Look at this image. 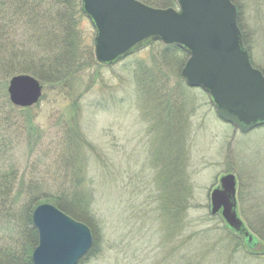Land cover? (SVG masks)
Listing matches in <instances>:
<instances>
[{
  "label": "rangeland",
  "instance_id": "1",
  "mask_svg": "<svg viewBox=\"0 0 264 264\" xmlns=\"http://www.w3.org/2000/svg\"><path fill=\"white\" fill-rule=\"evenodd\" d=\"M231 2L264 75V0ZM80 29L93 61L64 86L40 82L36 106L14 109L11 79L6 91L0 79V177L10 175L1 183L12 184L15 209L5 208L25 206L32 190L42 201L79 194L89 220L68 216L89 227L93 246L78 264H264V251L211 214L212 192L235 175L238 216L264 243V127L242 133L221 120L209 96L182 80L185 58L163 44L106 66L89 19ZM8 237L0 225V246Z\"/></svg>",
  "mask_w": 264,
  "mask_h": 264
},
{
  "label": "water",
  "instance_id": "2",
  "mask_svg": "<svg viewBox=\"0 0 264 264\" xmlns=\"http://www.w3.org/2000/svg\"><path fill=\"white\" fill-rule=\"evenodd\" d=\"M80 1L96 32L100 64L114 65L153 43L179 47L189 55L182 78L209 96L221 120L242 133L264 126V75L252 66L231 0H176L178 9L137 0ZM8 95L13 106L30 108L40 102L43 86L32 76H14ZM236 185L233 174L221 178L211 214L222 211L227 225L252 242L236 211ZM32 221L38 233L33 264H78L93 246L89 227L52 205L38 206Z\"/></svg>",
  "mask_w": 264,
  "mask_h": 264
},
{
  "label": "trees",
  "instance_id": "3",
  "mask_svg": "<svg viewBox=\"0 0 264 264\" xmlns=\"http://www.w3.org/2000/svg\"><path fill=\"white\" fill-rule=\"evenodd\" d=\"M138 1L158 9L177 7L175 0ZM82 18L87 17L80 0H0V79L3 90L6 91V82L18 75H29L43 83H50L52 80L56 85L64 86L66 81L75 79L77 73L85 70L87 64L93 61V51L90 47L88 50L82 38L83 32L80 29ZM163 52H171L178 58H185L183 60L185 63L188 59V54L176 46H165ZM9 105L12 106L10 103ZM0 107L7 106L1 104ZM19 111L25 112L23 109ZM172 113V108L165 111L166 116ZM169 119L170 117L166 118L170 121ZM1 176L0 222L3 223L0 225L6 228L9 237L8 243L0 246V264H33L32 252L38 245V234L33 226L32 215L44 202L51 203L77 220L85 223L89 220L86 215L89 203L84 202L87 203L84 207L79 194H73L71 197L63 192L42 201L43 192L34 189L37 191L32 190L29 193L27 204L14 210V200L10 204L9 198L12 184H9V181L1 183L10 175ZM81 199L84 197L81 196ZM10 205L14 208L12 212L8 209L12 207L5 208ZM79 205L81 208L76 210ZM75 211H80L81 217H78ZM94 235L95 247L98 238L97 234ZM243 239L249 247L264 251L261 239L254 238L251 243L247 238Z\"/></svg>",
  "mask_w": 264,
  "mask_h": 264
}]
</instances>
